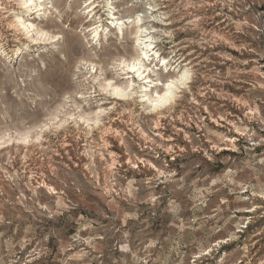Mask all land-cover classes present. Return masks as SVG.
Returning <instances> with one entry per match:
<instances>
[{"label": "rangeland", "instance_id": "1", "mask_svg": "<svg viewBox=\"0 0 264 264\" xmlns=\"http://www.w3.org/2000/svg\"><path fill=\"white\" fill-rule=\"evenodd\" d=\"M135 1L0 0V264H264V0ZM108 2L131 21L158 4V48L193 74L161 115L89 71L121 32ZM29 22L73 43H34ZM54 114L79 126L17 142Z\"/></svg>", "mask_w": 264, "mask_h": 264}, {"label": "snow or ice", "instance_id": "2", "mask_svg": "<svg viewBox=\"0 0 264 264\" xmlns=\"http://www.w3.org/2000/svg\"><path fill=\"white\" fill-rule=\"evenodd\" d=\"M92 3V0H89ZM135 3V0H133ZM24 8H34L38 14L42 8L52 9L53 5L51 2L46 0H27L22 5ZM127 6V3H126ZM108 7H111L109 3ZM91 11V9H89ZM144 21L140 17L135 18V24L141 25ZM11 27H16L11 25ZM20 27L24 28L28 35L33 38L34 43H47L56 46V42L68 40L69 43H73L71 34L64 36L54 34V32L37 28L35 24L25 25L20 23ZM99 29V25H97ZM92 32V38L95 39L97 32L90 29ZM134 35L125 34L120 32L117 34L114 44L116 50L105 49L104 55L109 57L106 65L101 67L99 70L95 64L90 66V73H101V76L105 71L109 73V78L102 79L101 83L107 85L106 88H102L101 91L105 92L108 96L121 101H129L136 97L137 92L140 93V97L147 101L146 110L149 113H159L161 110L170 109L172 105L176 103L177 94L183 89L188 91L189 83L192 80V72L187 69H174L169 66V61L157 51H152L155 48V44L152 43V37L147 35V29L144 27L133 28ZM78 56V50L74 49ZM69 59H72L71 54L66 53ZM115 57V59H111ZM155 60L157 64H162L163 67L159 68V75L156 74L157 64H153ZM147 62V63H146ZM81 64L84 61L80 62ZM74 71L79 74L81 69L79 66H74ZM75 79V77H73ZM95 93L96 88L92 85H88ZM74 96L75 93H72ZM149 96L152 98L149 99ZM64 101L69 100V96H63ZM80 101L86 102V98L81 95ZM115 107V104L112 105ZM79 111V109L77 110ZM56 112H60V108L56 109ZM108 115V112L103 109H96L92 113L91 117L84 115L81 112V116L84 117V121L87 124H95L97 127L100 126L101 117ZM79 117L72 115L67 117L63 123H58V117L54 114L47 116L45 121L38 127L30 128L25 132L24 138L19 141L23 144H29L32 139V134L35 133V140L39 142L43 138L44 133H51L54 128H62L68 123H73L75 126H79ZM4 139H8L5 137ZM3 140H0V144ZM49 191H55V189H49ZM264 194V189H262Z\"/></svg>", "mask_w": 264, "mask_h": 264}, {"label": "bare ground", "instance_id": "3", "mask_svg": "<svg viewBox=\"0 0 264 264\" xmlns=\"http://www.w3.org/2000/svg\"><path fill=\"white\" fill-rule=\"evenodd\" d=\"M140 1V0H139ZM94 2V1H93ZM92 2V3H93ZM136 2V1H135ZM109 3V2H108ZM137 3V2H136ZM91 4V3H90ZM97 4V3H96ZM93 5V4H92ZM95 5V4H94ZM93 5V6H94ZM92 9V8H91ZM93 9H96V7L95 8H93ZM92 9V10H93ZM160 8L158 7V4H153V3H146V4H144L143 6H142V12H138V13H136V17H140V18H142L143 19V21H144V23L143 24H141V25H136V24H134L135 25V27H144V28H146L147 29V35L148 36H151L152 37V43H154L155 44V48H153L152 49V51H159L160 52V50H159V48H158V39H157V36H156V34H155V32H156V28H155V25L158 23H161L160 21H163L162 20V18H161V13L159 12L160 10H159ZM93 11H95V10H93ZM110 16H111V18H112V23L113 24H115L116 25V27L118 28V30L119 31H121V32H124V30L125 29H127L128 27H129V24L130 23H132V22H134L135 23V19H133V21H131L129 18L128 19H119V18H117L116 16L117 15H115V12H114V9L111 7V10H110ZM135 17V18H136ZM166 18V17H165ZM131 21V22H130ZM31 24H33V23H31V22H29V24L28 25H31ZM163 25H167V23H165V22H163ZM162 25V26H163ZM132 26V25H131ZM132 28V27H131ZM99 29H100V27H99ZM159 29V28H158ZM44 30H45V28H44ZM95 31L97 32V35H98V29L96 28L95 29ZM166 33H168L167 31H166ZM161 53V52H160ZM161 55H163L162 53H161ZM165 59H167L168 61H169V66L171 67V68H174V69H183V68H185V67H181V64L183 63V60L182 59H179V60H175L174 59V57H173V55L171 56V58L169 57V58H167L166 56H163ZM155 63V64H157V62L155 61V60H153L152 61V63ZM147 63V62H146ZM160 67H163V65L162 64H157V70H159V68ZM188 69V68H187ZM157 70H156V72H157ZM95 78H97V76L95 75L94 76V78L93 79H95ZM101 86H103V88H106L107 87V85L106 84H102ZM182 91V90H181ZM180 91V92H181ZM84 96V95H83ZM177 96H178V94H177ZM152 97L151 96H149V99H151ZM77 99V98H76ZM135 99V98H134ZM144 102H146L147 103V101L146 100H144V99H142ZM176 100H177V98H176ZM130 101V100H129ZM129 101H124V102H126V103H128ZM133 101H135V100H133ZM76 102H77V100H76ZM75 102V103H76ZM145 104V103H144ZM79 105H80V103H79ZM146 105V104H145ZM173 106V105H172ZM171 106V107H172ZM170 107V108H171ZM163 111H165V110H161L159 113H156V114H158V115H161L162 113H163ZM84 115H86V114H84ZM87 116V115H86ZM81 119H84V117L83 116H79ZM92 119H94V118H92ZM79 124V123H78ZM92 125V124H91ZM91 125H89L88 124V126H91ZM96 126V125H95ZM93 128V127H92ZM91 131V130H90ZM25 134V133H24ZM24 134L22 135L21 134V136L18 138V140H17V142L18 141H21L23 138H24ZM1 138V137H0ZM2 139H4V138H2ZM33 139V138H32ZM32 139H31V142H32ZM8 140H10V139H8ZM231 140V139H230ZM11 141V140H10ZM31 142L29 143V144H26V146H29L30 144H31ZM234 142V141H233ZM14 143V142H13ZM19 144H22L21 142H18ZM17 144V143H16ZM1 146H0V150H1ZM150 162V161H149ZM151 166H153L155 169H157V167L152 163V161H151ZM135 167H137V164L136 165H134ZM114 168V167H113ZM159 171H161V170H159ZM162 172V171H161ZM53 189V188H52ZM55 189V188H54ZM56 192V191H55ZM54 192V193H55ZM264 198V197H263ZM250 210V209H249ZM255 210V208L252 210V211H254ZM248 211V210H247Z\"/></svg>", "mask_w": 264, "mask_h": 264}]
</instances>
